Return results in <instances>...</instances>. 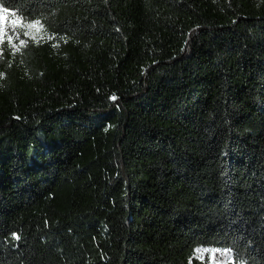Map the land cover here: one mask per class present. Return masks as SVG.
Returning <instances> with one entry per match:
<instances>
[{
	"label": "trees",
	"instance_id": "obj_1",
	"mask_svg": "<svg viewBox=\"0 0 264 264\" xmlns=\"http://www.w3.org/2000/svg\"><path fill=\"white\" fill-rule=\"evenodd\" d=\"M0 8V264H264V0Z\"/></svg>",
	"mask_w": 264,
	"mask_h": 264
},
{
	"label": "rangeland",
	"instance_id": "obj_2",
	"mask_svg": "<svg viewBox=\"0 0 264 264\" xmlns=\"http://www.w3.org/2000/svg\"><path fill=\"white\" fill-rule=\"evenodd\" d=\"M13 19H16V18H13ZM19 21H21V23L18 24L15 28H13L12 32L15 33L17 29H23L26 31L27 35L31 39H33L37 33L36 28H27L24 25L28 24L29 22H25L22 20H19ZM3 36L4 35L0 37L2 38ZM214 252H215V255H213V251L199 252L198 256L202 260L209 261L210 264H228L229 263L228 257L226 255H223V252H218V251H214Z\"/></svg>",
	"mask_w": 264,
	"mask_h": 264
},
{
	"label": "snow or ice",
	"instance_id": "obj_3",
	"mask_svg": "<svg viewBox=\"0 0 264 264\" xmlns=\"http://www.w3.org/2000/svg\"><path fill=\"white\" fill-rule=\"evenodd\" d=\"M16 13L12 12L9 13L8 9L6 8H0V36L4 35L6 32V29L11 25L12 28H15L18 24L21 23V21L16 20V19H11L9 20V17H15ZM40 24V21H35L33 23H28L24 25L27 28H36ZM21 43H24L21 41ZM115 99V97H113ZM18 238V237H17ZM207 251H213V255H215L214 250H207ZM223 255L228 256L231 259V251L228 250Z\"/></svg>",
	"mask_w": 264,
	"mask_h": 264
}]
</instances>
